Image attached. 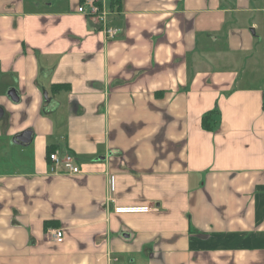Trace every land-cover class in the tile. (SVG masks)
<instances>
[{"label":"crops","instance_id":"1","mask_svg":"<svg viewBox=\"0 0 264 264\" xmlns=\"http://www.w3.org/2000/svg\"><path fill=\"white\" fill-rule=\"evenodd\" d=\"M82 2L0 0V264H264V0Z\"/></svg>","mask_w":264,"mask_h":264},{"label":"built area","instance_id":"2","mask_svg":"<svg viewBox=\"0 0 264 264\" xmlns=\"http://www.w3.org/2000/svg\"><path fill=\"white\" fill-rule=\"evenodd\" d=\"M77 12L91 19L96 23L108 39L115 37V30L109 27V14L107 0H83L82 4L77 8ZM264 109V101H263ZM48 160L52 168L59 170L61 173L68 175H78L82 172L81 166L75 156L64 153L60 154L57 151L51 152L48 155ZM110 188L113 189L112 178L110 179ZM146 207H116L115 212L118 214H133L147 212ZM53 240L62 242V232L58 229L50 231Z\"/></svg>","mask_w":264,"mask_h":264},{"label":"trees","instance_id":"3","mask_svg":"<svg viewBox=\"0 0 264 264\" xmlns=\"http://www.w3.org/2000/svg\"><path fill=\"white\" fill-rule=\"evenodd\" d=\"M108 5L111 9H114L117 7L119 9L120 7V0H109ZM213 115H216V112L210 113L205 115L201 120V126L206 131H212L216 125L215 119H213ZM52 152V150H51ZM48 151V155L51 153Z\"/></svg>","mask_w":264,"mask_h":264},{"label":"water","instance_id":"4","mask_svg":"<svg viewBox=\"0 0 264 264\" xmlns=\"http://www.w3.org/2000/svg\"><path fill=\"white\" fill-rule=\"evenodd\" d=\"M8 96L11 97V98H15L16 100V94L14 92V90H11L9 93H8ZM2 115V110L0 108V116ZM30 140H31V132L30 131H24L18 135H16L13 139V143L14 144H17V145H22V146H26L30 143Z\"/></svg>","mask_w":264,"mask_h":264}]
</instances>
